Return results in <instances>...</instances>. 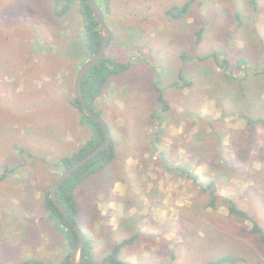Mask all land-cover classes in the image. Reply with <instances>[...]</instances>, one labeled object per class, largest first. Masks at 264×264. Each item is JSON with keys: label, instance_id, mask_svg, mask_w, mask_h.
<instances>
[{"label": "rangeland", "instance_id": "rangeland-1", "mask_svg": "<svg viewBox=\"0 0 264 264\" xmlns=\"http://www.w3.org/2000/svg\"><path fill=\"white\" fill-rule=\"evenodd\" d=\"M96 1L111 33L105 56L128 69L94 101L116 156L74 190L91 258L130 240L119 258L132 264H205L227 254L264 264L252 223L228 207L233 201L264 228V125L250 129L239 113L264 119V74H241L264 68V0ZM186 3L184 16L169 13ZM57 10L54 0H0V264L65 259L67 240L45 199L61 173L55 162L77 150L70 100L89 58L80 5L62 17ZM215 59L229 62L234 81ZM243 62L251 68L237 67ZM49 85L59 95L50 102ZM158 93L170 107L162 116ZM210 181L215 209L203 192Z\"/></svg>", "mask_w": 264, "mask_h": 264}, {"label": "trees", "instance_id": "trees-1", "mask_svg": "<svg viewBox=\"0 0 264 264\" xmlns=\"http://www.w3.org/2000/svg\"><path fill=\"white\" fill-rule=\"evenodd\" d=\"M96 1V0H95ZM104 2L106 0H103ZM55 5L57 6L58 10L56 11V16L62 17L64 16L71 8L72 4L78 3L80 5V12L83 19V26H84V33H85V41L84 46L86 50L88 51V58L91 60L96 53L98 52L100 45H101V36H100V27L95 19L87 0H54ZM100 9L102 10L101 1L99 3L96 1ZM189 3L184 4L179 10L176 11L178 7L173 8L169 13H172V16L174 18V12L180 13V15H185L187 9H189ZM103 12V10H102ZM111 40V39H110ZM110 40L108 42V46L110 44ZM209 57H203L201 61H205ZM215 58V57H214ZM88 60V61H89ZM216 64L221 68L223 73H225V77L227 81L232 82L235 80V73L231 69L230 64L228 61L224 60L221 63H218V61L215 59ZM238 65V64H237ZM241 65L248 66L246 63H240L237 67H241ZM251 68V66H248ZM128 69V65L121 64L119 62H115L110 58H106L104 55L103 60L93 67L91 70L87 72V74L84 76L81 87H82V94L84 97V100L87 104V106L90 108L92 112H94L96 115L100 116L99 112H97L94 107L93 103L94 101L101 95L106 83L108 82L109 78H111L114 75L120 74ZM253 70V69H251ZM253 74L248 73V75L241 73L244 77V79H250L254 77H258L262 74H264V68L261 70H255L253 71ZM241 81L243 80L240 79ZM173 86H177L176 83L173 84ZM157 101L160 104V112H162L161 116L165 113L170 111V107L167 103V101L164 99L163 95L158 93L157 95ZM70 104L80 113V119L81 123L85 126H88L94 131V136L91 140L87 141L83 146H81L77 151H75L72 155H69L67 157H63L55 162L54 166L61 170V172L73 164H75L78 160L83 159L86 157L90 152H92L94 149H96L104 140V132L100 126L94 119L88 117L82 110L81 105L76 98V96L73 97L72 100H70ZM241 117H243L246 121V124L250 129H254L256 125L262 124L264 125V119L263 118H252L250 115H246L245 111H239ZM161 120V117H159L158 121ZM217 122V121H216ZM109 128V126H108ZM110 131V129H109ZM111 135V131H110ZM217 136V135H216ZM159 139L158 137L156 138ZM116 156V142H114L112 136H111V143L110 145L103 150L98 156H96L94 159L90 160L87 164L77 169L75 172H73L66 181L57 189L56 196L58 198V201L61 203V205L64 207L66 212L69 214L70 217L76 222L75 215L77 213V208L75 204L74 199V190L76 187L81 184L83 181L88 179L93 173L99 172L103 170L105 167H107L115 158ZM1 176L0 178H2ZM217 182L216 181H210L207 183L206 186H203L204 191H209L210 200L208 207L216 208L217 204ZM47 199H45V209L48 212V216L50 220L56 224L57 229H60L67 240V245L70 249V252L65 259L60 262L59 264H69L70 255L78 241L77 233L74 231V229L69 225V223L63 218V216L60 214V212L57 210L55 205L52 203L50 199V191L47 193ZM228 201V200H227ZM228 207H229V214L244 220H249L252 223V232L253 234L258 236V240L261 244L264 245V228L261 227L256 220L251 218L246 212L241 210L233 201H228ZM83 232V231H82ZM83 235L85 237L84 240V246H83V258L81 264H132L128 261L120 260L119 253L121 248H123L126 245L131 244L132 241L130 240H124L122 243L116 245L113 247L112 251L104 256L99 262L95 261L90 256V245L87 240V236L85 232H83ZM133 240V239H132ZM240 259L238 257H235L233 255L227 254L223 255L219 258L208 260L205 264H239ZM22 264H45V263H36V262H25Z\"/></svg>", "mask_w": 264, "mask_h": 264}, {"label": "water", "instance_id": "water-1", "mask_svg": "<svg viewBox=\"0 0 264 264\" xmlns=\"http://www.w3.org/2000/svg\"><path fill=\"white\" fill-rule=\"evenodd\" d=\"M87 2L100 27L101 45L96 55L91 60L84 63L79 69V71L77 72L75 83H74V91H75V96L78 99L83 112L88 117L94 119L98 124H100L104 132V140L96 149L90 152L86 157H84L81 160H78L75 164L63 170L62 173L59 175V177L56 179V181L53 183L50 189V199L52 203L55 205V207L60 212V214L63 216V218L69 223V225L77 233L78 241L70 255L69 264H81L82 258H83L82 255H83V246H84L85 237L83 235L81 228L72 219V217L69 216V214L66 212L64 207L58 201V198L56 196V191L73 172H75L77 169L84 166L90 160L98 156L111 143V135H110V131L108 128V124L103 118H101V116L96 115L94 112L90 110L82 94V87H81L82 80L89 70H91L93 67L98 65L103 60L107 47H108V42L111 36L110 30L104 18V14L102 10L100 9V7L98 6V4L96 3V1L87 0Z\"/></svg>", "mask_w": 264, "mask_h": 264}, {"label": "crops", "instance_id": "crops-1", "mask_svg": "<svg viewBox=\"0 0 264 264\" xmlns=\"http://www.w3.org/2000/svg\"><path fill=\"white\" fill-rule=\"evenodd\" d=\"M42 60H38V65H39V63L41 62ZM44 72V71H43ZM42 75V74H41ZM70 77H69V81H71L72 80V76L71 75H69ZM76 79V78H75ZM74 83H75V81H74ZM50 90V91H49ZM46 97H51V98H49L48 99V101L50 102L51 101V99H58V94L57 93H55V91H57V90H53V88L51 87V85H49V87H47L46 88ZM52 92H54L53 93V95L51 96V93ZM75 92V91H74ZM75 96V95H74ZM38 99H40V98H38ZM93 107H94V109L98 112V110L95 108V105H94V103H93ZM71 108H73V107H71ZM74 109V108H73ZM75 110V109H74ZM77 117H78V121H79V123H80V126H78V129H77V135H78V137L76 138V137H74L75 138V146H76V148H77V150L81 147V146H83L87 141H89V140H91L92 138H93V136H94V131L91 129V128H89L88 126H85L84 125V127H85V129H86V131H87V135H88V140L86 141V139L84 140V141H82V139H81V137L79 136V134H80V127L81 126H83V124L81 123V119H80V115L78 114V112H77ZM68 129H71V126H67L66 125V130H68ZM75 133V136H76V131H75V129L73 128V134ZM38 140H39V138H38ZM57 145L60 147V146H63V145H61V144H58L57 143ZM65 147V146H64ZM63 147V150H65V148ZM76 150V151H77ZM75 152V151H74ZM73 152V153H74ZM72 153V154H73ZM71 154V155H72ZM63 157H67V155L66 154H63L61 157H60V159L61 158H63ZM47 174H51L52 172H51V170H50V168H46L45 170H44ZM54 171V170H53ZM62 173V172H61ZM60 173V174H61ZM59 174V175H60ZM59 175L56 177V179L59 177ZM56 179H55V181H56ZM54 181V182H55ZM53 182V183H54ZM53 183L50 185V187L53 185ZM49 187V188H50ZM75 204H76V202H75ZM69 252H70V249H69V247H68V245H67V247H66V249H65V252H64V257H66L68 254H69Z\"/></svg>", "mask_w": 264, "mask_h": 264}]
</instances>
